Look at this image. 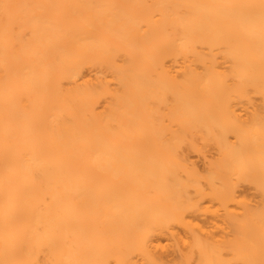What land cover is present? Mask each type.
<instances>
[{
    "label": "bare ground",
    "instance_id": "1",
    "mask_svg": "<svg viewBox=\"0 0 264 264\" xmlns=\"http://www.w3.org/2000/svg\"><path fill=\"white\" fill-rule=\"evenodd\" d=\"M248 179L264 0H0V264H264Z\"/></svg>",
    "mask_w": 264,
    "mask_h": 264
},
{
    "label": "rangeland",
    "instance_id": "2",
    "mask_svg": "<svg viewBox=\"0 0 264 264\" xmlns=\"http://www.w3.org/2000/svg\"><path fill=\"white\" fill-rule=\"evenodd\" d=\"M208 148V150L210 149L209 147H206ZM212 150V149H211ZM209 150L210 153L208 154H214V150L211 151ZM198 155L197 154H194V153H190L188 154V157L190 158V160L192 162L195 163V166H197V168L201 169L203 168V160L201 159V157H197ZM237 192L238 194H240V198L241 199H244L245 203H246V206L244 208H248V209H257V210H260L262 209V206L264 205V198H263V193H261L260 191V188L257 187V184L252 182L251 180H246V181H242L238 184V187H237ZM229 210L231 212H235L237 214L241 213L242 209L240 207V205L238 204H235V203H230L229 204ZM239 218H243V211H242V214L239 216ZM228 234L229 236L233 234L232 232V227H231V223L228 224ZM231 237V236H230ZM169 250V249H168ZM169 254L165 253L166 255H168V258L169 257H172L171 256V252L168 251ZM170 255V256H169ZM173 255V254H172ZM232 264H241L240 262H231Z\"/></svg>",
    "mask_w": 264,
    "mask_h": 264
}]
</instances>
